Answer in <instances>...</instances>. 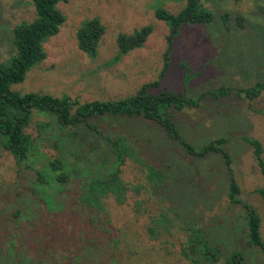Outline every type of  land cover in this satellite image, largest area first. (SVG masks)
Listing matches in <instances>:
<instances>
[{"label": "rangeland", "instance_id": "rangeland-1", "mask_svg": "<svg viewBox=\"0 0 264 264\" xmlns=\"http://www.w3.org/2000/svg\"><path fill=\"white\" fill-rule=\"evenodd\" d=\"M202 3L213 19L180 27L160 76L168 24L155 10L177 13L185 0H61L57 7L64 21L43 41L44 59L11 89L69 98L77 102L71 111L93 100L125 98L154 81L148 89L152 95L169 91L200 98L195 106L167 108L165 116L195 148L226 139L223 148L231 156L238 197L257 211L264 240V205L255 191L263 175L250 142H260L264 159V94L250 100L235 92L264 83V0ZM223 13L230 14L229 29ZM35 17L32 0H0V61L15 52L12 29ZM92 18L104 28L94 57L77 40V31ZM144 26L152 28L144 43L117 57L118 34ZM225 86L231 89L226 95H203ZM89 122L112 139L122 138L134 159L126 155L119 163L109 144L84 124L61 127L52 113L36 108L26 128L32 140L28 158L18 163L0 147V264H224L233 251L243 254V264H264L261 250L249 243L242 206L229 202V166L221 154L189 155L162 125L138 114L105 113ZM54 159L69 181H57L50 166ZM145 163L166 174L165 188L155 194L145 178ZM117 168L128 187L143 184V191L128 192L121 205L110 197L99 212L78 203L79 179L103 178ZM160 213L169 222L162 221L157 231L151 216ZM186 222L203 228L218 251L217 261L182 255L186 234L180 229Z\"/></svg>", "mask_w": 264, "mask_h": 264}, {"label": "trees", "instance_id": "trees-1", "mask_svg": "<svg viewBox=\"0 0 264 264\" xmlns=\"http://www.w3.org/2000/svg\"><path fill=\"white\" fill-rule=\"evenodd\" d=\"M61 0H32L36 12V17L29 21H23L12 29L13 44L15 52L10 55L7 60L0 61V147L8 151L14 159L20 163L25 161L31 148V137L26 132L29 124L31 110L36 108L40 111L44 110L52 113L59 126L75 128L78 124H84L87 128L104 140L113 149V152L118 156V161L124 162L125 156L131 157V153L127 151V146L121 143L122 138L112 139L104 134L97 126L89 122V119L110 114L124 115H142L147 119L156 121L162 125L171 139H176L185 148V152L194 156H205L210 152H216L222 155L226 165L229 166L230 180L228 182V199L231 203L240 204L244 210V215L247 220L249 243L257 246L264 255V240L260 233V218L255 208L248 202L238 197L239 187L236 184L232 169L230 168L231 156L223 148L225 138H215L202 145L199 148L193 147L185 141L177 133L175 126L165 116L167 108L181 109L184 106H195L200 98H187L184 92L172 93L169 91H161L156 95L150 94L148 89L157 82L143 84L135 91L134 94L122 99L110 100H93L85 102L71 111L72 107L77 104L76 101H71L69 98L52 97L49 95H40L36 93L20 94L18 91L11 89V85L23 81L26 72L35 64L44 59L42 43L46 37L54 35L58 32L60 25L64 21L62 12L58 9L57 4ZM203 0H185L184 7L177 13H171L165 8H157L155 16L168 24V34L166 36L167 47L164 52L165 63L160 76H164L167 69V56L172 50L174 38L178 34L180 27L185 24H198L210 22L214 15L203 6ZM221 19L229 29L230 14H221ZM237 26L243 25L242 16H236ZM150 26H144L135 30L130 34H118L116 38L119 54L127 53L128 51L140 47L148 35L151 33ZM104 28L97 18H92L86 21L83 26L77 31L78 47L88 53L90 56L96 55L97 44L103 34ZM227 86L219 89H209L204 94H210L212 97H219L230 92ZM237 94L243 93L248 99H254L263 92L264 83L258 82L254 86L246 89L236 88ZM163 108V111H161ZM73 135H77L76 130H72ZM122 139V140H120ZM253 145V154L257 160V164L263 175V185L255 191L261 196V201L264 205V159L262 158L263 148L258 140H251ZM120 148V149H119ZM133 152H135L133 150ZM136 157V156H135ZM137 158V157H136ZM144 165V173L147 184L155 194L159 190L165 188V176L163 169L155 168L150 164ZM51 169L56 172L58 182L69 181V175L62 171V164L58 159L50 162ZM39 179L43 181L40 176ZM78 203L84 205L88 209L103 211L104 201L112 197L119 205L124 204L127 200L128 192H133L136 195L143 190V184L132 185L128 187L120 177V169L110 171L103 178H84L79 179ZM137 208L142 205V200L135 201ZM151 220L158 227L162 221L169 222L166 215L160 213L159 216L152 215ZM166 224V223H165ZM153 227L148 230L155 234ZM186 234L184 245L181 247L182 255L186 258L190 256H199L206 261L215 262L219 258L216 248L209 244L206 236L203 233V228L199 225L186 222L183 223V229ZM214 249L215 252L212 250ZM224 264H243V254L240 251H233L225 259Z\"/></svg>", "mask_w": 264, "mask_h": 264}]
</instances>
